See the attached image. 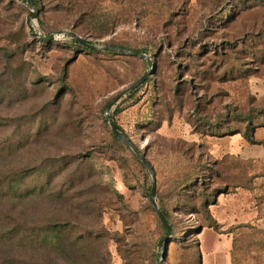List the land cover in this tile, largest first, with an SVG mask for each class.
Returning <instances> with one entry per match:
<instances>
[{
	"label": "rangeland",
	"instance_id": "obj_1",
	"mask_svg": "<svg viewBox=\"0 0 264 264\" xmlns=\"http://www.w3.org/2000/svg\"><path fill=\"white\" fill-rule=\"evenodd\" d=\"M109 2L97 13L118 22L93 38L67 26L55 3L32 16L24 0H0V232L65 225L61 253L52 241L40 252L10 251L32 256L31 264H157L159 257L165 231L149 198L151 175L104 118L108 101L147 62L85 51L57 33L69 30L156 61L150 80L109 114L153 167L155 201L172 225L160 264H264V158H252L264 146L210 123L264 107V0ZM157 31L175 45L152 55L146 49L157 46ZM50 33L52 41L43 39ZM186 35L193 55L174 57ZM257 119L255 135L264 137ZM229 122L242 125L237 116Z\"/></svg>",
	"mask_w": 264,
	"mask_h": 264
},
{
	"label": "trees",
	"instance_id": "obj_2",
	"mask_svg": "<svg viewBox=\"0 0 264 264\" xmlns=\"http://www.w3.org/2000/svg\"><path fill=\"white\" fill-rule=\"evenodd\" d=\"M110 0H28V2L34 6L38 11H43L47 7L49 8L51 4L55 3V6H57L59 9H61L62 13L60 14L61 17L63 18L65 24L67 26H70L72 29L78 32H82L84 34H88V36H91L93 38H98L102 37L105 35L108 31H111L115 24L118 22L116 19L111 18L109 15L107 16H100L97 12L98 9L100 8L102 3H110ZM113 2H122L125 3L128 0H111ZM226 11V9H224ZM130 13V9L128 10ZM169 13L167 12L164 17L161 18V20L167 21L166 19L169 18ZM230 17V16H229ZM231 18V17H230ZM233 18H236V15L233 16L230 20H233ZM226 20V19H225ZM92 26H98V29H93L91 30ZM212 27V26H211ZM208 29V27H203V30ZM211 31H216L213 27L211 28ZM161 31H157L156 35L159 38V42L155 48L152 50L146 49L149 53H152V55L160 54L161 51L167 48H172L175 43L173 39V36H171L170 33L164 31L160 33ZM163 34L162 36H160ZM41 41H44L43 39H40ZM52 41V39H48ZM72 41L74 42V45L77 47H80L81 49L85 51H94L95 49L85 47L84 45L80 44L76 39L72 38ZM89 41V40H88ZM190 36L188 37L187 35L183 37L180 41L177 42L179 43L180 49L178 51H173L174 57L178 55L180 57L181 54L185 55H193L192 50L190 49ZM203 40H198L196 41L197 46L200 44H205V43H200ZM92 42V41H90ZM255 42V39L250 41V44H253ZM200 43V44H199ZM215 48V51L219 52V49ZM126 54V53H125ZM133 55V54H131ZM137 56V55H134ZM140 57V56H138ZM153 60V65L156 68V61L154 58ZM153 73V72H152ZM151 70L147 78L143 81L146 83L148 80H150L152 76ZM197 78L196 75H193L191 79L194 80ZM191 80V81H192ZM190 81V82H191ZM142 82V83H143ZM189 82V83H190ZM193 90V89H192ZM198 91L195 90L193 91V94L197 93ZM194 108H200V103L199 99H194ZM250 111H258V114L261 118V121L257 119L254 115L250 114ZM227 118L225 117L222 122L219 123H214L213 121H210L211 124H221V126L224 127V130H233L231 134H239L241 137H243L247 142L249 143H258L264 146V137H256V123L254 120L257 119L259 124L261 123V126L264 127V107H250L248 111H246L244 114H233L232 112H229L225 114ZM237 116V118L240 119V122L242 123L241 127L239 125H230L229 120H232L234 116ZM115 122V120H114ZM116 124V122H115ZM210 124V125H211ZM117 125V124H116ZM118 126V125H117ZM119 127V126H118ZM111 136L113 137L114 140L117 142H121L111 131ZM127 136V135H126ZM136 146V145H135ZM137 147V146H136ZM138 148V147H137ZM139 149V148H138ZM140 150V149H139ZM141 151V150H140ZM143 153L144 157L145 154ZM146 158V157H145ZM241 158H251V157H241ZM252 158H264V155L261 157H252ZM148 161V160H147ZM149 162V161H148ZM150 164V163H149ZM151 165V164H150ZM152 167V165H151ZM153 170V167H152ZM154 173V170H153ZM8 192V191H6ZM162 214L164 215L165 219L167 220L171 232H172V225L170 224L168 218H167V212L164 209H160ZM158 217V216H157ZM159 219V218H158ZM160 220V219H159ZM65 225L62 223H53V224H44L38 227H22V228H17L16 226L12 228L11 232H6L2 233L0 232V252L4 254V256H1L0 259V264H31V258L32 256H24L23 254L17 252V251H10V248H17V247H31L32 249L36 250H41L45 249L46 245L49 244V242H54L57 244L58 252L61 253L63 250V243L64 238H63V229ZM24 231L25 234L22 236H19L20 231ZM49 231H51L52 236H49ZM9 248V249H7ZM6 252H5V251ZM40 252V251H39ZM1 255V254H0ZM26 258L27 260L23 259ZM43 262H44V257Z\"/></svg>",
	"mask_w": 264,
	"mask_h": 264
},
{
	"label": "water",
	"instance_id": "obj_3",
	"mask_svg": "<svg viewBox=\"0 0 264 264\" xmlns=\"http://www.w3.org/2000/svg\"><path fill=\"white\" fill-rule=\"evenodd\" d=\"M27 6L33 7L28 0H24ZM37 13V9L34 8L32 16H35ZM57 33H61L63 35L69 36L71 38L76 39L80 44L84 45L85 47L92 48L95 50H111L115 51L118 53H126V54H133L137 55L140 57H143L146 62H147V68L145 72L140 75L138 78H136L133 82H131L129 85H127L124 89H122L119 93L114 95L106 104L104 108V118L107 121L110 130L113 132V134L121 140L127 147H129L132 152L136 155V157L140 160V162L145 166V168L149 171L151 175V186H150V193H149V198L152 204V207L154 208L158 218L161 221V224L164 228L165 234L163 235L162 239L159 241V246H160V251H159V257L157 260V264H160L161 260L163 259L165 255V248L167 245V239L169 235L171 234V229L170 226L165 219L164 215L162 214L160 208L157 206L156 201H155V186H156V181H155V176L152 170L151 165L147 161V159L144 157L143 153L132 143V141L126 136V134L115 124L113 118L109 114V108L112 104H114L119 98L124 96L127 92L131 91L132 89H135L138 85H140L149 75L150 70L153 66V61L150 58L149 54L128 49L125 47L117 46V45H98L93 42L88 41L87 39L81 37L75 32L69 31V30H59ZM54 37V33H50L48 37H43V39L48 40L52 39Z\"/></svg>",
	"mask_w": 264,
	"mask_h": 264
}]
</instances>
